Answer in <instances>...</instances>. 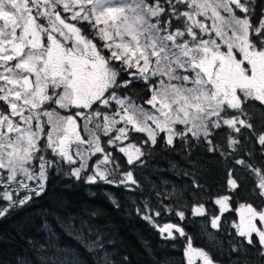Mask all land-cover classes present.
Returning a JSON list of instances; mask_svg holds the SVG:
<instances>
[{
	"label": "snow or ice",
	"instance_id": "obj_1",
	"mask_svg": "<svg viewBox=\"0 0 264 264\" xmlns=\"http://www.w3.org/2000/svg\"><path fill=\"white\" fill-rule=\"evenodd\" d=\"M160 146L182 150L180 183L153 184L156 205L137 216L182 240L186 264H264V208L234 206L247 186L264 205V0H0V218L34 203L52 170L143 193L136 174ZM166 213L178 220L161 225ZM189 213L211 249L194 246ZM97 264L131 258L105 251Z\"/></svg>",
	"mask_w": 264,
	"mask_h": 264
},
{
	"label": "trees",
	"instance_id": "obj_2",
	"mask_svg": "<svg viewBox=\"0 0 264 264\" xmlns=\"http://www.w3.org/2000/svg\"><path fill=\"white\" fill-rule=\"evenodd\" d=\"M194 155L198 159L204 157L200 149H194ZM148 160L150 167L147 176L136 174L144 185L143 193H128L114 186L110 195L97 184L91 186L61 171L52 170L45 182L44 193L34 203L0 218V262L17 264L18 260L27 259L31 264H37V253L40 246H44L48 248V255L63 257L68 264H97V257L105 251L117 261L122 256H130L131 264H153L154 260L161 264H185L179 243L175 242L173 247L171 242L164 241L135 211L145 200L156 204L153 184L161 191L165 187L170 191L173 183H180L176 173L184 164L183 152L179 147L172 151L160 146L152 151ZM208 163L215 165L214 161ZM173 164L177 168L174 169ZM219 167L223 168L224 165ZM215 179L214 170L209 179L213 188ZM164 181L169 183L164 185ZM90 186L94 188L89 189ZM110 196L112 199H109ZM113 200L119 202L121 207L117 208ZM165 215H169L166 220H178L170 214ZM82 221L89 223L92 229L91 232H83V239L75 234L80 230ZM68 224L73 225L72 232L66 227ZM193 225V222L183 223L188 233L194 230ZM28 241L35 243L36 248L29 247ZM50 241L56 244L59 252L48 247ZM94 242L102 245V248L91 247Z\"/></svg>",
	"mask_w": 264,
	"mask_h": 264
},
{
	"label": "flooded vegetation",
	"instance_id": "obj_3",
	"mask_svg": "<svg viewBox=\"0 0 264 264\" xmlns=\"http://www.w3.org/2000/svg\"><path fill=\"white\" fill-rule=\"evenodd\" d=\"M81 134L86 135L83 132ZM137 135L144 136L146 138V134H137ZM200 151L203 152V149H200ZM149 167H150V162H149L148 157H147V167L140 170L142 172V174L145 175V172L149 170ZM225 194H226V192H225ZM237 201H238V203H235V205H234L237 209L239 208V203H244V202L253 203L254 206L264 208V205H261V203H260V198L254 197L252 195V189L250 186H247L245 188H241L240 194L237 197ZM218 208H219V206L214 205V202L206 205V210H211L215 214H219ZM189 216H190V218H192V216L190 214H189ZM225 217L227 219V225L229 228H231L232 223H234V222L238 223L239 222L238 212L230 211L229 213H225L224 216L222 217V221L225 219ZM196 219L199 220V223ZM204 219H205L204 217L193 218V220L195 221V222H193L194 223V225H193L194 230L192 231V229H191L189 231V234L195 237V239H194V246L195 247H200V248H204V249H211V247H212L211 243L208 241V238L202 234V225L200 224V221L204 220ZM185 230H187V229H185ZM208 231L215 233L217 230L211 229L210 224H209L208 225ZM178 243H179V249L181 251V256H182V258L186 264V258L183 256L184 242L179 241ZM253 256H255L254 253H253ZM197 264H200V262L197 261Z\"/></svg>",
	"mask_w": 264,
	"mask_h": 264
},
{
	"label": "rangeland",
	"instance_id": "obj_4",
	"mask_svg": "<svg viewBox=\"0 0 264 264\" xmlns=\"http://www.w3.org/2000/svg\"><path fill=\"white\" fill-rule=\"evenodd\" d=\"M182 127V126H181ZM125 143H127V142H125ZM117 154H119V153H117ZM119 155H122V154H119ZM125 160H126V158H125ZM90 163L92 162L91 160L89 161ZM78 166V165H77ZM54 172H57L56 170H54ZM147 172L148 171H146L145 172V175L147 176ZM138 174H140V175H142V172H138ZM144 175V174H143ZM29 183H31V182H29ZM98 185V187L100 188V189H102L103 190V192L104 191H106L107 192V194H110V195H112V190H114V185H108V184H97ZM91 186H94V184H92ZM89 187V189H91V188H94V187ZM156 204H153V206H155ZM190 214V213H189ZM166 216L168 217L169 215H165L164 217H165V219L163 220V221H161L160 223H161V225L163 224V223H167V222H172V221H170V220H166ZM191 220L192 221H194L193 220V217L191 218ZM197 221H198V223H199V220L198 219H196ZM179 241H181L182 242V240H177L176 242L178 243Z\"/></svg>",
	"mask_w": 264,
	"mask_h": 264
}]
</instances>
